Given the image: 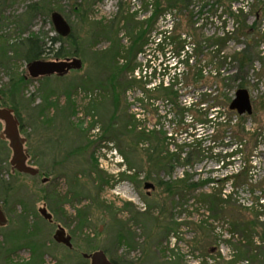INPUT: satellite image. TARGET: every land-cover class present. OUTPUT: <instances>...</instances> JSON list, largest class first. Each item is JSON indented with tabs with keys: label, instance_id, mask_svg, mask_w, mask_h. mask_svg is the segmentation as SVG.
<instances>
[{
	"label": "rangeland",
	"instance_id": "obj_1",
	"mask_svg": "<svg viewBox=\"0 0 264 264\" xmlns=\"http://www.w3.org/2000/svg\"><path fill=\"white\" fill-rule=\"evenodd\" d=\"M218 1L221 4L215 7ZM144 2L0 0V47L20 42L13 50L9 44L6 57L0 50L1 60L7 59L0 65V110H11L17 118L26 164L39 171L36 177L14 171L9 141L0 138V209L6 219L0 226V264H90L83 255L95 252H103L116 264L263 263L264 0H193L165 18L155 16L153 7L145 10ZM34 7L37 10L30 12ZM239 10L237 26L228 13ZM52 11L63 18L70 32L40 61L77 59L81 68L32 79L22 58L23 40L34 34L47 43L58 35ZM130 16L133 21L127 25L125 18ZM128 26L136 30L133 35L141 31V38H147L141 52L136 53L138 43L131 49L135 36L130 37ZM163 32L165 36L160 35ZM169 33L181 38L173 43ZM226 33L233 36L223 43ZM59 47L66 53L62 59L53 56ZM243 50L250 62L240 78L252 103L246 128L259 129L261 135L242 148L253 149L248 185L238 182L236 189L229 183L204 185L207 193L221 191V199L230 194L211 214L198 194L168 198L158 182L203 183L237 174L242 168L239 160L225 166L232 149L228 148L230 135L213 138L211 129L203 127L193 139H189L190 130L180 136L167 103L141 102V85L128 86L139 78L149 82L145 89L173 80L179 102L189 105L207 90L215 58H229ZM131 58L129 68L140 66L132 75L124 70ZM186 60L190 68L202 69L201 84L186 81ZM236 69L237 64L228 61L224 77ZM20 77L23 85L13 90L11 81L14 84ZM225 94L233 99L235 92ZM132 118L140 126L136 128ZM143 131L152 139L139 143L136 135ZM3 132L0 120V135ZM162 133L170 140H164ZM196 138L201 143L198 163L155 167L158 159L160 164L184 143L183 160ZM146 184L153 189H146ZM40 210L51 220L44 219ZM58 227L70 236V249L54 241ZM246 243L254 248L243 256Z\"/></svg>",
	"mask_w": 264,
	"mask_h": 264
},
{
	"label": "trees",
	"instance_id": "obj_2",
	"mask_svg": "<svg viewBox=\"0 0 264 264\" xmlns=\"http://www.w3.org/2000/svg\"><path fill=\"white\" fill-rule=\"evenodd\" d=\"M5 1L6 0H2V2H5ZM192 1L193 0H145L144 9L148 10V7H153V9L155 10V16L156 15L163 16L165 18L166 14H172L173 11L181 12V8L184 6L188 7V5H191ZM220 2L221 1H218L215 4V7L220 6L221 4ZM1 5L2 4H0V6ZM228 8H229L228 10L231 9V7H228ZM36 10L37 8L35 9L34 7L30 10V12H35ZM53 13L55 12L52 11L51 15ZM228 16L232 19H235V22L237 23L236 25L238 26L239 24L238 19L242 16V10H239V12H237L236 14L230 11L228 13ZM128 19H131V20H128ZM132 21H133V16H130L127 19L125 18V22L127 23V25H130ZM140 26H142V24H140ZM127 28H128V32L130 31L132 33L130 37L132 38L133 36H135L133 34L136 30L135 29L130 30V26H128ZM162 34H164V36L166 35L165 32L160 33V35ZM143 35L144 33L140 31L139 34L135 36V39H133L131 49H133L135 47L134 45L138 43V46H137L138 48L136 49L137 52L135 51L136 53L141 52L142 49L146 47L148 44L147 38L146 39L141 38L143 37ZM232 36H233L232 33H226L225 36L222 38V42L224 43L225 41L230 39V37ZM167 38L170 39L173 43H176L178 42V39H180L181 37L174 38L171 36V33H169V36ZM61 42H63V37H61L60 35H55L53 37H50L48 38L47 43H44L43 41L40 40L39 37H36L34 34H32L31 36L23 40L25 50H24V53L22 54V58L28 64L33 61H38L42 59L43 57H45L48 53H50L53 50V47L56 46L57 44H60ZM9 44H10V48H12L13 50V48L19 45L20 42L9 43ZM9 44L4 43L3 44L4 48L0 47L1 48L0 50H2L1 54L3 57L8 56V54L10 53V51H8L7 49L9 48ZM179 44H180L181 52H184V46L182 45L183 43L180 42ZM131 49H129L128 51L130 52ZM129 52H126V54H128ZM4 54L6 56H4ZM53 56L54 58L62 59L66 57V53L63 52L62 47H59L56 50V52H54ZM126 58L128 60L130 57L127 55ZM132 59L133 58H131L128 61V65L124 69L126 71H129L131 75L135 70L140 71V66L134 65L129 68V65H131ZM134 59H135V56H134ZM0 60H1V57H0ZM6 61L7 59L4 61L1 60L0 65L4 66L3 63L4 62L6 63ZM228 61H230L232 64L236 63L237 69L235 73H233L232 75H229L228 77H224V75L227 73L225 72V70H223V68L225 64H227ZM249 62H250V58L247 56L246 50H243L240 53H235L233 56L229 58L224 57V56H222L220 59L215 58V61L212 62L214 65V69H213V72H210V79H209L210 82L208 81L207 83L208 84L207 90L205 91L202 98H200L195 103L192 102V104H189V105H183L182 103L179 102L180 95L178 91L175 89L176 85L173 80L167 81V83H164V80H162L158 82V85H156L152 89H145L146 85L149 82H142L141 78L133 79L132 82L129 84L128 87H132L135 85H141V90H142V99L140 100L141 102L145 100L152 101V102L161 100L163 103L165 102L171 107V114H172L171 116L173 120L177 122L179 128L181 129L179 131L180 136H182L183 134H187L190 130L193 133L189 135V139H193L195 138L194 137L195 133L200 132L199 130L203 127L211 129L213 138L215 136V138L218 137V138L223 139L225 135L229 134L231 137L230 139H232V142L229 144L228 148L231 147L232 149L230 153L227 154L226 160H228V162L225 164V166H228V165L232 166L233 161L237 159L240 161V164L242 167L241 170L237 174L225 176L220 181L208 180L203 183L199 181L191 182L190 180H187V179H180L175 182L174 181L173 182L159 181L158 186H160L163 194L166 197L184 198L185 196H189L191 194L196 193L198 194L199 201L203 202V204L207 206V211L210 212L211 214H215L217 212V209L219 208V204L225 203V201H227L230 198V194H228V197L225 195V200L221 199V195H222L221 191H219L216 194L207 193L203 191L204 185L209 183L212 185L215 184L214 186H216L218 183H222V184L229 183L232 189L237 188L238 182H243V185H248V182H249L248 175L252 169L251 167L252 155L251 154H252L253 149L249 150L248 152V150L246 151V148L245 150H243L242 148L246 147V144L249 145L248 143H250L251 139L256 141V139L261 135V133L259 132V129H254L251 132V130L246 128V115L239 116L235 112L229 111V104L231 103L232 99L230 96L225 94V91L232 90L236 92L239 89H243L242 78H240V76H241L242 70L244 69V67L248 65ZM185 64H186L185 66L187 67V71H188L187 74H185L186 75L185 79L188 82V84L191 83L193 86L201 84L204 78L202 69L198 67L197 69L196 65L194 67L195 69L193 67L190 68V66L188 65V60H186ZM192 69H194V73H192L191 75L190 73ZM23 83H24V78L20 77L18 80H16L14 84H12V81H11V86L13 90H16L17 86L19 87L20 85H23ZM149 90H152L154 92L153 95L147 94L149 93L148 92ZM221 111H224L223 116H222L223 113ZM167 117H168L167 115H164L162 118L166 120ZM132 119L134 120V118ZM187 120H189L190 122L189 125L185 124ZM233 120H236V122L232 123ZM134 122L137 123L135 125L136 128L140 126L139 122L135 120ZM214 125L215 126L217 125L218 128L214 127ZM183 131H185V133H182ZM147 134L148 133H146V131L137 133L136 141L139 143L143 142L144 140L150 141V139L152 138L150 135H147ZM162 138H164V140L167 141V140H170L171 136L167 137L166 133H162ZM184 141L185 139H183V142ZM192 142L194 143L192 145L193 149L188 154H186L183 160L181 159V157H182L184 148L186 146V144L184 143L183 145H180V147L177 146V150L175 152L170 153L169 155L166 154V157L162 159V162L160 164H158V160H159L158 159L155 167L166 168V167H173V165L179 166L178 165L180 164L179 162L182 163V167H186L191 164H195L196 162L198 163L200 159V153H201V150H200L201 143H199L200 138H196ZM230 159L232 160L231 162H230ZM223 164L224 162H222V165ZM129 168L130 170H132L131 166H129ZM118 238L122 239L123 238L122 234H119ZM261 240L262 242H264V238H261ZM244 247H245V250L243 251V253H241V255L244 256V255L252 254V251H253L252 248H254L252 246V243H246ZM262 257H263L262 264H264V250H263ZM111 262L113 264H116L113 261Z\"/></svg>",
	"mask_w": 264,
	"mask_h": 264
},
{
	"label": "water",
	"instance_id": "obj_3",
	"mask_svg": "<svg viewBox=\"0 0 264 264\" xmlns=\"http://www.w3.org/2000/svg\"><path fill=\"white\" fill-rule=\"evenodd\" d=\"M51 20L54 25L55 32L61 37H67L69 34V27L63 18L53 13ZM81 68V63L77 59L65 60L61 62H43L33 61L28 64V74L32 79L39 77H47L52 75L62 76L71 70H78ZM229 111L235 112L239 116H250L252 114V103L248 92L244 89H239L235 92L234 98L229 104ZM0 120L4 123V132L0 135L1 139L9 141V147L12 150V158L10 159V166L19 174L36 177L39 171L35 168L27 166V157L24 153V140L19 136V122L14 116L13 112L8 109L0 110ZM146 189H153L151 184L145 185ZM41 216L47 221L51 220V216L44 210H40ZM6 219L0 209V226L5 225ZM53 239L56 243L71 248L70 236H65L63 229H58ZM83 259L90 261V264H112L103 252H95L91 255H83Z\"/></svg>",
	"mask_w": 264,
	"mask_h": 264
},
{
	"label": "flooded vegetation",
	"instance_id": "obj_4",
	"mask_svg": "<svg viewBox=\"0 0 264 264\" xmlns=\"http://www.w3.org/2000/svg\"><path fill=\"white\" fill-rule=\"evenodd\" d=\"M63 229L62 227H58V228H56V230H55V232L58 230V229ZM64 230V229H63ZM64 232H65V230H64ZM65 236H68L67 234H66V232H65ZM61 245V244H60ZM86 260V259H85ZM109 260V259H108ZM110 261V260H109ZM111 262V261H110ZM112 263V262H111ZM113 264V263H112Z\"/></svg>",
	"mask_w": 264,
	"mask_h": 264
},
{
	"label": "bare ground",
	"instance_id": "obj_5",
	"mask_svg": "<svg viewBox=\"0 0 264 264\" xmlns=\"http://www.w3.org/2000/svg\"><path fill=\"white\" fill-rule=\"evenodd\" d=\"M232 101V100H231Z\"/></svg>",
	"mask_w": 264,
	"mask_h": 264
}]
</instances>
